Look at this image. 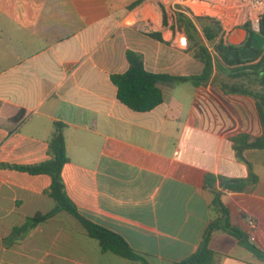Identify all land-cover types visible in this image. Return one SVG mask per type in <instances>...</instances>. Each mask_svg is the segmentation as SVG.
I'll list each match as a JSON object with an SVG mask.
<instances>
[{
	"label": "crops",
	"instance_id": "obj_1",
	"mask_svg": "<svg viewBox=\"0 0 264 264\" xmlns=\"http://www.w3.org/2000/svg\"><path fill=\"white\" fill-rule=\"evenodd\" d=\"M196 29L209 52L215 49L217 36L209 41L200 24ZM182 32L160 0H0V165L47 160L62 123L68 161L61 175L77 212L150 264L193 254L218 217L206 175L217 179L230 224L264 253V148H246L240 159L232 142L262 136L255 100L223 93L215 79L227 78L216 70L198 85L158 84L163 101L149 111L117 99L111 75L128 69L127 51L141 54L150 73H202L189 43L174 42ZM229 44L263 46L264 53V37H250L246 27L234 29ZM249 168L257 181L246 190L218 186V178L248 179ZM50 182L0 168V264H141L103 252L65 212L5 242L14 227L54 207L45 193ZM209 247L215 264H264L219 228Z\"/></svg>",
	"mask_w": 264,
	"mask_h": 264
},
{
	"label": "trees",
	"instance_id": "obj_2",
	"mask_svg": "<svg viewBox=\"0 0 264 264\" xmlns=\"http://www.w3.org/2000/svg\"><path fill=\"white\" fill-rule=\"evenodd\" d=\"M198 21L205 37L212 41L219 33L217 22L208 18L198 19ZM177 26L186 33L192 55L203 64L202 73L190 77L150 73L144 68L141 54L127 51L128 69L124 73L111 75V82L116 87L117 99L134 111H149L163 101V94L158 84L176 85L191 81L193 84L198 85L211 79L214 70H216L227 78L226 80L215 79L223 93L249 96L255 100L263 128L262 136L253 141H249L250 137L248 135H240L232 139L238 157L243 159L241 153L246 148H264V53L261 54L263 46L256 50L257 57L261 55L260 59L252 64L251 62L256 58L243 60L240 57L241 48L231 44H217L215 51L218 54V59L213 61V57L203 44L195 25L190 19L184 15H177ZM246 30L250 37L255 34L250 32L247 27ZM257 34L262 38L264 37V20L261 22L260 31ZM246 63L251 64L246 65ZM47 155L48 159L38 164L0 165V168H8L32 175H48L51 182L45 193L54 202V207L46 213L37 212L28 217L22 226L14 227L5 242L10 243L13 238L24 236L37 225L60 212H65L79 222L85 232L98 242L103 252H110L141 264H150L143 256L135 253L119 235L88 221L77 212L75 205L66 193L61 175L62 168L68 161L64 125L62 123L55 124L54 132L48 142ZM249 171V177L245 180L218 178V186L233 192L244 191L257 181V177L251 169ZM216 180L213 175H206L203 180V187L212 194L211 207L216 210L218 217L210 220L197 250L190 256L173 264H215V252L209 247V241L216 228L228 232L250 250L256 258L264 262V253L249 243L243 232L230 224L229 211L221 203V192L216 187Z\"/></svg>",
	"mask_w": 264,
	"mask_h": 264
},
{
	"label": "built area",
	"instance_id": "obj_3",
	"mask_svg": "<svg viewBox=\"0 0 264 264\" xmlns=\"http://www.w3.org/2000/svg\"><path fill=\"white\" fill-rule=\"evenodd\" d=\"M160 4L168 12L171 19L177 20V15H184L190 19L195 27L199 26L198 19L208 18L217 22L219 33L214 47L217 44H229L232 31L236 28L247 27L252 33H259L261 22L264 20V0H160ZM180 46L188 43L187 35L183 31L180 37L174 40ZM208 51L209 48L207 47ZM213 47L210 53L213 58L217 54ZM250 229L255 228L252 220L248 221Z\"/></svg>",
	"mask_w": 264,
	"mask_h": 264
},
{
	"label": "water",
	"instance_id": "obj_4",
	"mask_svg": "<svg viewBox=\"0 0 264 264\" xmlns=\"http://www.w3.org/2000/svg\"><path fill=\"white\" fill-rule=\"evenodd\" d=\"M256 56H257V52L249 47L240 50V57L243 60H251L256 58Z\"/></svg>",
	"mask_w": 264,
	"mask_h": 264
}]
</instances>
